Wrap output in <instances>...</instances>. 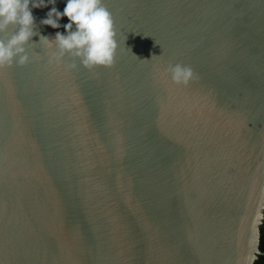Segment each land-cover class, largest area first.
Masks as SVG:
<instances>
[{
    "label": "water",
    "instance_id": "1",
    "mask_svg": "<svg viewBox=\"0 0 264 264\" xmlns=\"http://www.w3.org/2000/svg\"><path fill=\"white\" fill-rule=\"evenodd\" d=\"M103 2L110 66L50 63L48 5L0 67V264H254L264 0Z\"/></svg>",
    "mask_w": 264,
    "mask_h": 264
},
{
    "label": "clouds",
    "instance_id": "2",
    "mask_svg": "<svg viewBox=\"0 0 264 264\" xmlns=\"http://www.w3.org/2000/svg\"><path fill=\"white\" fill-rule=\"evenodd\" d=\"M55 4L56 0H0V32L9 27L16 29L7 43L0 41V67L11 66L16 54L25 53L23 44L34 35L35 17L32 10L48 5L52 7L40 23L59 29L61 17L68 18V22L63 24L65 31H57L54 40L47 36L40 37L46 49H56L49 52L50 63L63 62L65 54L77 58L80 64L89 68L113 63L119 42L112 14L103 0H66L63 11L58 10ZM36 58L39 57L33 59ZM27 62L29 56L26 53L19 55L16 61L18 64ZM68 67H75V63L70 62ZM166 71L171 73L176 83H186L193 74L191 68L180 64H170ZM252 223L256 228L258 244L260 226L264 224V203H257Z\"/></svg>",
    "mask_w": 264,
    "mask_h": 264
},
{
    "label": "trees",
    "instance_id": "3",
    "mask_svg": "<svg viewBox=\"0 0 264 264\" xmlns=\"http://www.w3.org/2000/svg\"><path fill=\"white\" fill-rule=\"evenodd\" d=\"M260 244L259 248L262 252H264V224L260 226ZM254 264H264V255L258 256Z\"/></svg>",
    "mask_w": 264,
    "mask_h": 264
}]
</instances>
